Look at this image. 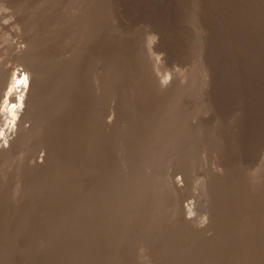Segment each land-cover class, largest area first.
I'll list each match as a JSON object with an SVG mask.
<instances>
[{"label":"rangeland","instance_id":"rangeland-1","mask_svg":"<svg viewBox=\"0 0 264 264\" xmlns=\"http://www.w3.org/2000/svg\"><path fill=\"white\" fill-rule=\"evenodd\" d=\"M0 62L40 69L36 149L60 147L46 175L0 167V264H75L93 240L108 264L264 263V0H0ZM56 68L69 102L54 113Z\"/></svg>","mask_w":264,"mask_h":264},{"label":"bare ground","instance_id":"bare-ground-1","mask_svg":"<svg viewBox=\"0 0 264 264\" xmlns=\"http://www.w3.org/2000/svg\"><path fill=\"white\" fill-rule=\"evenodd\" d=\"M98 28H99V25L96 24L95 30L98 31ZM196 67H197L196 69L198 70V66H196ZM194 70L195 69L191 70V72L188 75H185V74H184V76L179 75L180 76L179 87L185 88L189 84V81H191L190 79L192 78V76H193V78L195 75L198 76L197 71L193 74ZM55 71H56L55 77L53 76L54 78H51L53 80L52 81L53 82L52 87H51L53 92H51V94H50L51 99H48V98H46V99H47V103L50 102L51 105H54L52 107V110L54 113H57L58 107L60 108V106L63 105L65 108L69 101L66 98L67 96L65 95V90H64V86H65L64 81L65 80H62V77L61 78L59 77V74L61 71L57 68ZM200 78L203 79L202 76ZM43 83H44V76L41 73L40 69L36 66V64L35 65L32 64V66H30V68H27V73L26 72L24 73L22 71V69H19V68L17 69L15 67H13L12 65H9L6 62H0V151H1V153H0V167L5 166V165H9L11 162H14V161L21 162L22 160H24L26 165H27L26 168L28 169V171H33V170L35 171L36 170L37 172L38 171L44 172L46 175V173H48L50 171L53 163H55V162H53V160H55L54 157H56L55 155H57L55 152H57L60 149V147H50L47 155H41L39 153V151L36 149V146L38 145L37 144L38 141H41V139L43 137H45L44 135L46 133L45 127L43 125V121H41V119L36 118L37 112L39 111V108L42 105V104L40 105V103H41L40 97H41V93L43 91V88H42ZM89 83H93V82H89ZM85 87H86V89H89V87H91V85L88 84ZM161 89H164V88L161 86ZM85 93H87V91ZM57 95H59L60 98H57V100H55ZM81 98H82V96H81ZM83 100H85V99H83ZM84 102L87 103V99ZM178 103H180V102H178ZM44 112H45V110H44ZM28 122H30L29 125H26ZM93 124L95 125V123H93ZM54 127L55 128H52L53 129L52 131H53V135H56V133H58L57 132L58 129L60 128L59 121H57V126H54ZM63 131H64V129H63ZM103 131H104V128L98 129L96 131L95 135L91 138L90 142H87L88 143V145H87L88 146V160L90 162L91 169L95 173L97 172L98 168L101 169V167H102L101 165L104 164L106 159H107V152L108 151H107L106 143H104L102 141ZM60 134L62 135V133H60ZM88 136H90V135H88ZM48 138H50V137H48ZM45 139H47V138H45ZM55 141L57 142V140H55ZM45 142L47 143V140H45ZM61 150L64 151V149H61ZM56 162H59V161H56ZM59 167H60V165H59ZM61 167H62V165H61ZM172 189H173L174 193H177V192L183 193L185 187H183L182 184H180L178 182H174L172 185ZM238 199H237V201H238ZM232 202L233 203L232 204L230 203V204L232 205V208L234 209V212H235V210L237 209L236 205L238 203L235 202L234 200ZM179 214H180L179 218L181 219L182 224H184L187 227V229H188V227L189 228H191V227L196 228V227H194L195 223L193 224L191 212L187 207L181 206L179 208ZM237 216H239V215L236 214V218L234 217L235 220L237 219ZM137 221H138V219H137ZM144 223H146V222H144ZM134 224H135V222L133 220H130V219L125 220L124 219L118 224L117 228L120 231H126V230H130L131 228H133ZM198 227H200V226H198ZM227 228H228V226H226L220 232L221 236H219V239H222L223 236H225V233H227ZM228 231H229V229H228ZM196 232H198V231H196ZM30 242H31V240L26 239L25 243L28 244ZM86 244L81 243V242L76 243L75 248L81 249V248H84V246H85L84 249L87 252V255L80 253V251H79L77 253V256H76L75 261H74L75 264H85L86 260H87L86 263L108 264V262H105V260L102 259L103 256H105L104 259H106L107 255L101 256V253H100V248L102 249V248L106 247L104 242L93 240V241H90L87 245ZM215 252H213V253H215ZM57 253H58V251L49 250L44 256L42 255V257L46 260H50V259L52 260L53 258H55L59 254V253L58 254ZM259 253H261L262 255L264 254V248L263 247ZM220 255L221 254H219V257H220ZM216 256H218V255H216ZM258 257H259V255H258ZM101 259L103 262H101ZM201 259H204V258H201ZM213 260H215V259H213ZM219 261H221V260H219ZM110 263H113V262L110 261ZM255 264H264V263L258 261Z\"/></svg>","mask_w":264,"mask_h":264}]
</instances>
